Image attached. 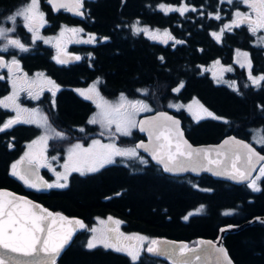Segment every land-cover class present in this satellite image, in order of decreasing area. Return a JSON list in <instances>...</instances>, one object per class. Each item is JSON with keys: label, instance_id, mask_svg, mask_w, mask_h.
Instances as JSON below:
<instances>
[{"label": "trees", "instance_id": "obj_1", "mask_svg": "<svg viewBox=\"0 0 264 264\" xmlns=\"http://www.w3.org/2000/svg\"><path fill=\"white\" fill-rule=\"evenodd\" d=\"M22 1L0 0V14ZM86 2L89 18H62L97 35L92 68L84 66V62L67 69L49 66L46 70L56 81L79 85L82 84L79 78L93 74L100 79L98 90L106 97L114 99L118 93L139 96L148 102L151 111L163 108L179 116L185 136L193 144L216 142L233 134L249 140L264 153V144L252 141L257 130L264 134V81L260 87L249 84L242 72L243 68L249 72L247 60L237 56V49L247 52L252 75L259 76L264 74V46L256 43L243 27L237 34L225 33L219 43L211 36L208 29L217 24L213 18L206 19L205 11L213 12L216 7H222L218 0H184L197 11L186 12L183 16L179 12L165 14L158 8L161 3L175 5L181 0ZM135 20L162 33L157 39H150L143 33L134 34L131 24ZM165 29L183 43L169 40L164 35ZM105 37L107 39L101 41ZM35 50L38 54L43 51L41 47ZM42 55H36V61L51 64L49 57ZM215 57L235 66L234 75L226 72L225 76L226 79L236 78V90L200 71L202 64ZM241 63L245 66L241 67ZM181 81L183 87L173 92ZM138 89H147V93L138 92ZM57 96L54 108L46 106L50 113L49 123L56 130L71 134L76 127L85 124L87 116L95 109L94 103L82 100L71 89L60 90ZM192 97L223 119L207 117L197 121L183 109L169 107L170 103L184 102ZM145 113L148 112L139 115ZM39 131L18 125L13 130L0 132V188L26 195L68 216L80 217L87 224L94 216L112 214L124 221L127 229L148 237L195 244L200 237L215 238L221 225L239 224L253 216L264 215V178L258 182L261 190L253 191L247 184L234 185L206 174L198 177L167 175L149 159L148 165L134 160L127 166L109 165L84 175L73 173L63 189L46 192L28 188L9 174V165L22 153L25 142ZM140 138L142 136L134 128L131 136H117L116 141L133 146ZM201 205L204 207L199 213L189 216L187 221L183 219L191 209L201 208ZM85 238L86 230L77 233L57 263L134 264L125 256L101 247L88 249ZM223 242L235 264H264V227L261 224L254 223L228 233Z\"/></svg>", "mask_w": 264, "mask_h": 264}, {"label": "snow or ice", "instance_id": "obj_2", "mask_svg": "<svg viewBox=\"0 0 264 264\" xmlns=\"http://www.w3.org/2000/svg\"><path fill=\"white\" fill-rule=\"evenodd\" d=\"M54 11L66 9L72 11L75 15H83L81 11L83 0H47ZM223 2V0H221ZM229 4L233 0H227ZM249 9L248 12L239 10L233 13V18L229 23H225L218 32H212L211 35L219 43L225 31H232L233 28L247 26L248 31L257 36V33L264 30V0H242ZM203 7V5L201 6ZM159 8L165 13L179 12L183 16L186 12H195V7H190L181 0L179 7L165 5L161 3ZM204 15V13H201ZM210 18L221 19L219 10L207 13ZM23 21V27L31 33L32 43L37 40H43L44 43H50V38L42 37L39 32L46 23L45 13L41 10V0H25V3L17 10L3 18L4 22L12 26H4L0 22V52H8L10 48L19 49L21 52H27L29 49L22 42L21 38H13L16 34L17 21ZM139 22L133 24L132 31L134 34L143 33L150 39H157L159 30L153 32L148 27L137 26ZM83 29L68 28L61 26L60 36L65 32L75 35L82 32ZM164 35L169 40L175 38L164 30ZM104 39H107L105 37ZM95 36H90L89 40L84 43H92ZM81 42V41H77ZM167 43L168 40H164ZM257 42L264 45V35L257 36ZM175 43H183L181 40H175ZM175 44H173V47ZM57 55L53 59L58 64L69 63L67 53L61 55L62 46L58 43ZM237 56L244 57L247 60L249 69V80L255 87H260L264 81V74L259 76L252 75V63L247 52H240L237 49ZM79 60V56L71 57ZM163 60V57H160ZM239 62V61H237ZM217 60L214 64H219ZM245 65L241 63V67ZM0 68L8 70V80L11 83L12 91L0 98V108L9 109L15 113L2 124L0 132H5L18 124H36L38 127L45 129L43 135L28 144L26 151L19 160L11 165L10 175L22 181L25 186L41 191L52 188H65L68 186V176L71 172H79L84 175L86 172H97L107 164L114 163L115 157H125L128 159L139 160L141 164H147L148 161L139 155L138 149H143L151 155V158L163 166L165 172L179 173L185 171L212 172L216 176H226L231 180L245 182L253 191H260L259 181L264 178V155H260L255 148L249 143L238 140L235 137H229L223 143L215 148H194L184 139V133L180 127V121L176 120L166 112H158L156 115L148 118L137 120V115L141 112H150L152 109L142 99L129 100L124 93H121L118 100L110 102L105 100L98 90L99 79L95 81L88 89L77 90L85 99L92 100L96 105L97 111L88 119V124L99 125L101 128L100 135L106 134L111 139L110 143H101L99 139H93L92 143L85 148L80 143L72 144L67 150V158L62 165L64 171L58 172L52 168L45 155L48 149L49 140L67 139L64 132L56 131L49 123V117L44 115L38 108H24L19 103L21 93H27L31 99H39L44 92L46 85L52 92V106L55 107V91L59 86L44 73H37L35 77L30 78L27 73L17 75L21 71L19 60L13 56L10 61H6L4 56L0 55ZM224 71H232L231 66L222 68L219 73L217 82L222 80ZM216 77L217 73H213ZM5 77L0 76V79ZM236 90V82L229 84ZM183 87V81L173 88V92H179ZM247 87V85H245ZM138 92L147 93V89H138ZM198 105V110H193V105ZM169 107L180 109L186 107L192 114L194 120H201L207 117L213 119H223L215 116L199 101L193 99L188 105L170 103ZM139 127L141 132L148 134V142L141 141L132 147L121 148L115 143L117 136H131L132 129ZM84 132V128L79 129ZM51 133V135L49 134ZM257 143L264 144V134L257 130L254 135ZM39 145L38 149L34 146ZM9 144V147H12ZM215 153V157H213ZM56 160L57 157H51ZM259 168L255 175L253 169ZM41 167H47L53 171L56 180L52 183L44 181L38 176V170ZM119 195V193H117ZM204 206L201 205L197 212H200ZM227 214V213H226ZM193 213L185 215L183 219L187 221ZM103 229H87L92 233L91 238L87 241L86 247L94 249L102 246L105 249H113L116 252H123L134 262L141 259L142 252H147L154 257H166L171 260L172 264H199V262L208 258L215 259V264H231L226 250L222 246L212 241H198L196 247H190L188 244H175L167 240L149 239L146 236L133 234L126 236L120 232V220H115L111 216L107 221L99 220ZM87 226L80 219L68 218L61 213H52L41 205L36 204L25 197L17 196L6 190H0V264H57V258L68 247L74 234L79 229H86ZM226 229H221L225 231ZM219 239V238H218ZM147 241L145 247L144 242ZM139 242V243H136ZM203 245L204 247H200ZM15 254V255H12Z\"/></svg>", "mask_w": 264, "mask_h": 264}, {"label": "flooded vegetation", "instance_id": "obj_3", "mask_svg": "<svg viewBox=\"0 0 264 264\" xmlns=\"http://www.w3.org/2000/svg\"><path fill=\"white\" fill-rule=\"evenodd\" d=\"M25 3V0H23L21 3H18L15 6H12L10 9L4 11L2 14H0V22H4L3 18L6 17L7 15L11 14L12 12H14L15 10H17L19 7H21L23 4ZM218 3L222 4L223 6H219L216 7L215 11L219 10L221 13V19L220 20H216V27H213L212 29H208L209 34L211 35L212 32H218L225 23H229L231 21V19L233 18V13L237 10L241 11V12H248L249 9L247 8V6L244 3H238L236 0H233L232 4H229L227 2V0H223V2H221V0H218ZM87 2L86 0H83V7L81 8V11L84 13L83 15H75L72 11H68L66 9H59L54 11L52 9V6L50 4H48L47 0H41V10L45 13V19L47 21V23L40 28V32L39 34L46 38V36L48 35H56L57 36V43L56 45L59 43L62 46V51H61V55L64 56V53H67V58H69V63L67 64H58L53 57L57 55V47H51L49 44H46L43 42V40H37L34 44L32 43V38H31V33H29L27 31L26 28L23 27V21L22 20H18L17 21V25H16V34H14L13 38H21L22 42L25 43V45L28 47V51L27 52H21L19 51V49H15V48H10L8 52H0V55L4 56V59L6 61H10L13 56H15V58L17 60H19V64H20V69L21 71L19 73H17V75H22L24 73H27L28 76L30 78H33L36 76L37 73H44L46 77H48L49 79L53 80L55 82L56 85L59 86L58 90L54 89L55 91V101L58 98V92L60 90L63 89H71L79 98H81L82 100H85L87 102H92V100H88L85 99L83 96H81L79 94V92L77 90H82V89H88L90 85H92L95 81H97L99 78L98 77H94L93 74L88 76L87 78H79L78 82L81 81L82 84L79 85H74V84H62L58 81H56L48 72H47V68L49 66H51L52 68H57V69H67L69 67H72L74 65L80 64L82 62H84V66L92 68V62L91 60L95 57L94 54V50L93 47L98 43V37L97 35L92 32V31H86L82 28V26L80 24H70L66 21L63 20L62 17H64V19L67 18H73V19H86L89 18L88 16H91L90 14V10L86 7ZM159 8V6H158ZM160 9V8H159ZM213 11V13L215 12ZM207 13H209L208 10L205 11V17L206 19L209 18V16L207 15ZM214 19V18H213ZM133 22H139L138 20H135ZM67 26L68 28H78V29H83L82 32H78L75 35H73L70 32H65V34L61 37L60 36V29L61 26ZM143 25V24H142ZM4 26L7 27H11L12 25L10 23L4 22ZM146 27H149L147 25H144ZM245 29L248 30L247 26H241ZM240 27V28H241ZM240 28H233L232 31L228 32L225 31V33H231V34H237L240 30ZM224 33V34H225ZM261 35H264V30H261L260 32H258ZM95 36V41L92 43H84L82 41L85 40H89L90 36ZM212 36V35H211ZM253 36V35H252ZM213 37V36H212ZM254 38H257V36H253ZM104 38L101 39V41H103ZM77 41H81V42H77ZM2 42V41H0ZM39 45L38 47H41L43 49L41 54L36 53L35 49L38 47H34L33 45ZM50 46V47H49ZM261 46V45H260ZM45 55H42V54ZM36 55H42L44 58L45 56L49 57V59L51 60V64L49 63H43L40 61H36L37 57ZM74 56H79L80 59L79 60H75V59H71V57ZM35 60V61H34ZM219 61L220 63L217 64L218 66H223L225 68L231 66L232 71H227L229 72L231 75H234V71H235V66H233L232 64L228 63H223L219 57H215L211 60H208L207 63L202 64V67L205 66H209L211 64H214L215 61ZM245 68H243L242 72L244 73V75L246 76V79L248 81V77H249V72L246 70ZM205 72L207 74H210L208 71L205 70ZM8 70L6 68H0V76L5 77L4 79H0V98L8 95L11 91V83L8 80ZM256 76V75H253ZM229 81H235L237 83L236 78L233 76V78L228 79ZM100 81V79H99ZM249 82V81H248ZM249 84H251V82H249ZM252 85V84H251ZM51 85H46L45 86V90L44 92L40 95L39 99H31L27 93H21L20 97H19V103L21 104L22 107L24 108H38L40 109L44 115H50V113L48 111H46V106L47 104H49L52 108H54L52 106V101H53V95L52 92L48 90V88H50ZM98 87V86H97ZM101 95V93H100ZM103 97V95H101ZM117 97V96H116ZM114 97V98H116ZM136 96H130L128 99L129 100H136L135 99ZM106 99V98H105ZM95 106V105H94ZM95 110V109H94ZM0 112L1 114V119H0V124H2L5 120H7L10 116L15 115L14 112H12L9 109H3L0 108ZM90 113L87 118H86V122L85 124L78 126L75 128V130L78 132H71V134L69 133H65V136L73 139L70 140L71 141V145L75 144V143H80L82 144L85 148H87L91 143L86 144L85 140H83V138L85 137H89L93 139H96V131L97 130V126L93 125V124H88L87 121L88 119L91 117ZM20 126H26V127H33L35 129H40V131L35 134L33 137L38 136L39 134H43L45 132V129L42 127H38L36 124H18ZM15 125L13 128L8 129V130H13L16 126ZM80 128H84V132H81L79 129ZM56 130V129H55ZM56 131H61V130H56ZM63 132V131H61ZM51 135V133H49ZM33 137H31L30 139H32ZM125 138H127L128 136H123ZM87 138V139H89ZM65 140H59V139H54V140H49L48 142V149L45 153V155L48 157V160H50L51 162H56V167L60 169V167H62L61 163L65 160L66 155V148H65ZM117 146L123 148L127 147L128 145L124 144V145H119L116 142ZM140 156H142L145 160L149 161L147 157H145L144 155H142L141 153H139ZM56 156L57 159L56 160H52L51 157ZM20 159V157H19ZM123 161L118 160L117 158H114L115 162L111 163V164H107L106 166L109 165H120V166H127L128 162L130 161V159L123 157ZM14 161V160H13ZM52 163V164H53ZM149 162L147 164H141V165H148ZM58 165V166H57ZM101 169V168H100ZM41 175L42 177L49 182V179L52 177H54V175L46 168V167H41ZM73 173H79V172H71L69 174V176ZM88 172H86L85 174H87ZM92 173V172H90ZM189 174H185V175H181V176H186ZM69 176H68V180H69ZM191 176V175H190ZM29 188V187H28ZM33 189V188H32ZM58 189V188H55ZM59 189H63V188H59ZM36 190V189H35ZM48 190L50 189H44L41 191H46L48 192ZM61 211V210H60ZM111 216L113 219L115 220H120L122 223L120 224V232L124 233L126 236H130L133 234H139L142 236H146L145 234L137 231V230H129L126 228L124 221H122L120 218L113 216L112 214H101V215H97L92 217V220L89 224H87V222H85L82 218V220L84 221V224L87 226L86 229H82L81 231H85L86 230V238H85V245H86V241H87V237L89 235V231L87 229L93 228L94 225L96 223H99V220H104L107 221L108 217ZM80 218V217H79ZM102 225V224H100ZM103 228L106 227V225H102ZM102 228V229H103ZM80 232V231H79ZM78 232V233H79ZM76 236V235H75ZM148 237V236H146ZM149 239H159L161 240V238H153V237H148ZM167 239V238H165ZM73 241V240H72ZM72 243V242H71ZM139 243V242H136ZM147 241L144 242L145 247L147 246ZM188 245H192L189 244ZM101 247L104 250H109L111 252L117 253L119 255L125 256L130 262L134 263L131 258L129 256H127L125 253L123 252H116L113 249H105L102 246H98ZM64 253V252H63ZM62 253V254H63ZM61 257V256H60ZM141 264H172L171 260L167 259L166 257H154L150 254H148L147 252H142L141 255V259L139 261H137ZM135 262V263H137Z\"/></svg>", "mask_w": 264, "mask_h": 264}, {"label": "water", "instance_id": "obj_4", "mask_svg": "<svg viewBox=\"0 0 264 264\" xmlns=\"http://www.w3.org/2000/svg\"><path fill=\"white\" fill-rule=\"evenodd\" d=\"M69 2H70V0H69ZM158 112H166L168 115L172 116V117L175 118L176 120H179V121H180V127H181V130H182L183 133H184V129H183V127H182V122H181L180 117L177 116L176 114H174V113H172V112L166 110V109H163V108L157 109V110H155V111H153V112H150V113H147V114H143V115L139 116V118H138L137 120L148 119V118H150V117L156 115V113H158ZM136 130H137V132L142 136V138L138 139V140L135 142V144H137V143H139V142H141V141H144L145 143H147V142H148V134H147L146 132H141L140 129H139V127H137ZM229 137H235V138L238 139V140H242V141H244L245 143H249V144H251V146H252L253 148H255V150H256L260 155H264V153L261 152V151H259V150L256 148V146H255L253 143H251L249 140L243 139V138L238 137V136H235V135H233V134L226 135V136L222 137L220 140H218V141H216V142L193 144V143H191V142L188 140V138L185 136V133H184V139H186V140L188 141V143L191 144L194 148H210V147H211V148H215V147L220 146V145L223 143V141L226 140V139H228ZM138 152H140V153H142L143 155H145V156L150 160L151 163H153L154 165H157L158 167H160L161 171H162L164 174H167V175L181 176V175L189 174V175H191V176H200L201 174H206V175L212 177L213 179L221 180V181H226V182H229V183L234 184V185L247 184V181H245V182L234 181V180L229 179V178L226 177V176H216V175H214L212 172L203 171V170L200 171V172H198V173H197V172H192V171H190V170H189V171H185V172H179V173L165 172L164 169H163V166L160 165V164H158L155 160H153V159L151 158V155H150L149 153L145 152L143 149H138ZM212 155H213V157H215V153H213ZM258 168H259V164L257 165V168H256V169H253V175L256 174ZM38 176L41 177V178L43 179V177H42V175H41V170H40V169L38 170ZM43 180H44V179H43ZM44 181H45V180H44ZM0 190H6V191H8V192L14 193V194L17 195V196L25 197V198H27L28 200H30V201H32V202H34V203H36V204L41 205L43 208L48 209V211H50V212H52V213H61L62 215L67 216V217L70 218V219H71V218H76V219H80V220H82L81 218H79V217H77V216H68V215H66L64 212H62V211H60V210H53V209H51V208H48V207L44 206L43 204H41L40 202L35 201V200L29 198L28 196L23 195V194L16 193V192H14V191H12V190H10V189H8V188H0ZM82 221H83V220H82ZM83 222H84V221H83ZM254 223H259V224H261V225L264 227V215H256V216H253V217H251V218H249V219H247V220H244L243 222H241V223H239V224H224V225H221V226L218 227L217 235H216L215 238H202V237H200V238H197V239H196L195 244H192V245H189V246H190V247H196L198 241H212L213 243L217 244V246H222V247L226 250L227 255H228V258L231 260V264H235V263L233 262L232 258H231V257L229 256V254H228L227 248H226V246L224 245V242H223V237H224L225 235H227L228 233H235V232H237V231H239V230H241V229H243V228H245V227H247V226H250V225H252V224H254ZM221 229H226V230L222 232ZM81 230H82V229H79V230L74 234L72 240L74 239L75 235H76L79 231H81ZM218 238H219V239H218ZM161 240H167V241H170V242H174L175 244H180V243L188 244V242L185 241V240H173V239H165V238H161ZM71 242H72V241H71ZM70 244H71V243H70ZM68 247H69V246H68ZM68 247H66V249H67ZM200 247L202 248V247H204V246L201 245ZM66 249H65V250H66ZM65 250H64V251H65ZM0 251H2V250H0ZM64 251H63V252H64ZM63 252H62V253H63ZM62 253H61V255H62ZM12 255H15V254H12ZM61 255H60V256H61ZM60 256H59V257H60ZM59 257H58V258H59ZM58 258H57V259H58ZM57 264H58V263H57ZM199 264H215V259H214V257H213V258H208L207 260L202 259V260L199 262ZM224 264H227V262H224Z\"/></svg>", "mask_w": 264, "mask_h": 264}, {"label": "rangeland", "instance_id": "obj_5", "mask_svg": "<svg viewBox=\"0 0 264 264\" xmlns=\"http://www.w3.org/2000/svg\"><path fill=\"white\" fill-rule=\"evenodd\" d=\"M238 3H243L242 2V0H236ZM167 6V5H166ZM170 6H174V7H179L180 6V3H178V4H175V5H173V4H171ZM137 22H133L132 24H131V26L133 25V24H136ZM137 26H139V27H146V26H144V25H142V24H140V23H138V25ZM132 28V27H131ZM149 28V27H148ZM150 30H152L153 32H155V30H157V28H155V27H152V28H149ZM159 30V29H158ZM162 32H161V30H159V33H157V35H159V34H161ZM257 36H261V34H259V33H257ZM46 38H50L51 39V42L50 43H47V44H49L51 47H55L56 46V43H57V36L56 35H48V36H46ZM44 42V41H43ZM255 42L256 43H258L257 42V38H255ZM261 45V44H260ZM49 46V47H50ZM261 46H264V45H261ZM222 68H225V67H223V66H218L217 64H211V65H209V66H205V67H202L201 66V68H200V71H202V72H205V70L206 71H208L210 74H211V76L213 77V79L217 82V79L219 78V73H220V71H221V69ZM217 73V76L216 77H214L213 76V73ZM226 72L227 71H224L223 72V77H222V80L220 81V83H226V84H230L231 83V81H229L228 79H226V76H227V74H226ZM226 75V76H225ZM248 81L249 82H251L249 79H248ZM247 81V82H248ZM248 82V83H249ZM11 91H12V87H11ZM10 91V92H11ZM120 94L121 93H118V94H116L117 95V97L116 98H114V99H112V98H109V97H106V96H104L103 95V98L105 99V100H108V101H110V102H115V101H117L118 100V98H119V96H120ZM102 95V94H101ZM7 96V95H6ZM125 96L127 97V98H129L130 96H127L126 94H125ZM132 97V96H131ZM135 99H142V100H144L147 104H148V102L144 99V98H142V97H139V96H136V98ZM193 99H194V97H192V98H190V99H188V100H186V101H184V102H175V103H173V104H182V105H188V104H191L192 102H193ZM195 100H197V101H199L198 99H196L195 98ZM199 103H200V101H199ZM201 104V103H200ZM95 105V104H94ZM149 105V104H148ZM149 107H150V105H149ZM151 108V107H150ZM174 109H176V108H174ZM180 109H183L192 119H193V116H192V114L187 110V108L186 107H182V108H180ZM180 109H178V110H180ZM155 110H157V109H155ZM155 110H153V111H155ZM193 110L194 111H197L198 110V105H193ZM97 111V108H96V105H95V110L92 112V114H91V116L93 115V113H95ZM153 111H150V112H153ZM150 112H148V113H150ZM145 114H147V113H145ZM141 115H143V114H141ZM141 115H137V119L139 118V116H141ZM194 120V119H193ZM97 126V130H95L96 132V139H99L100 141H101V143H110V142H112L111 141V139L108 137V135L106 134L105 136H101L100 135V132L102 131L101 130V128H100V126L97 124L96 125ZM44 134V133H43ZM42 133L41 134H39L38 136H35V137H33L32 139H29V140H27L26 142H25V144H24V147H23V151H22V153L19 155V157H21V156H23V154L26 152V151H28V144L31 142V141H33V140H36L38 137H40L41 135H43ZM255 135V134H254ZM119 136V135H118ZM67 137V136H66ZM123 137V136H122ZM87 138H89V137H85V138H83V140H85V143L86 144H89V143H91L92 142V138H89V139H87ZM70 140H73V139H71V138H69V137H67V139L65 140V148H66V150H68V148L69 147H71V141ZM255 144H260V143H257L256 142V139H253L252 140ZM117 141H116V139H115V143H116ZM118 143V142H117ZM119 144V143H118ZM120 146H121V144H119ZM124 145V144H123ZM135 145V144H134ZM133 145V146H134ZM40 146L39 145H37V146H34V148H36V149H38ZM123 148H125L124 146H122ZM127 147H132V146H130V145H128ZM138 153H140V152H138ZM66 155H67V151H66ZM19 157H17L14 161H12L11 163H10V165H9V174H10V171H11V165L14 163V162H16L17 160H19ZM67 158V156L65 157V159ZM115 158H117L118 160H120V161H123L124 159H123V157H115ZM135 159H131L130 161H134ZM136 161H138L139 162V160H136ZM48 162L51 164V166H52V168L53 169H55V171H58V172H63L64 171V169H63V167H60V169L59 168H57L55 165H56V162H51L50 160H48ZM53 163V164H52ZM63 163H64V161L61 163V165H63ZM58 166V165H57ZM47 168V167H46ZM48 170H49V168H47ZM50 171V170H49ZM53 175H54V177L52 178H50L49 179V183H52V182H54L55 180H56V176H55V174H54V172L53 171H50ZM80 174V173H79ZM12 176V175H11ZM194 177H198V176H194ZM14 178H16V177H14ZM17 179V178H16ZM44 179V178H43ZM45 180V179H44ZM20 181V180H19ZM46 181V180H45ZM20 182H22V181H20ZM23 183V182H22ZM24 184V183H23ZM25 185V184H24ZM27 187V186H26ZM52 189H55V188H52ZM59 189V188H58ZM197 209H200V207H196V208H193V209H191L188 213H187V215L189 214V213H193V214H196V213H199V212H197L196 210ZM94 227L95 228H98V229H102L103 228V226L102 225H100V223H96L95 225H94ZM91 236H92V233L89 231V235H88V237H87V241L91 238ZM87 241H86V245H87Z\"/></svg>", "mask_w": 264, "mask_h": 264}]
</instances>
